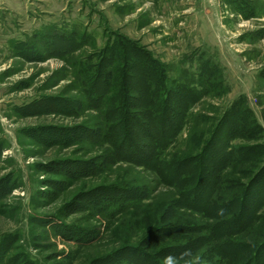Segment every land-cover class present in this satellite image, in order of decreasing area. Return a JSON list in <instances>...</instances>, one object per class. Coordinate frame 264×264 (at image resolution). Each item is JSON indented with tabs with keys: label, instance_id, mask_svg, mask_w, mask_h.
Listing matches in <instances>:
<instances>
[{
	"label": "rangeland",
	"instance_id": "rangeland-1",
	"mask_svg": "<svg viewBox=\"0 0 264 264\" xmlns=\"http://www.w3.org/2000/svg\"><path fill=\"white\" fill-rule=\"evenodd\" d=\"M71 39L76 43H64ZM118 41L167 64L169 83L198 85L199 64H217L220 92L192 111L215 119L243 96L264 133V0H0V184L14 185L0 197V242L18 240L41 264H104L110 257L124 264L131 248L151 251L147 232L201 224L180 210L157 219L175 189L142 167L104 165L108 146L86 136L100 121L95 110L77 109L88 99L80 74L112 48L119 52ZM134 186L147 198L115 213L111 225L92 209L104 187L129 195ZM57 228L99 233L78 246ZM186 235L166 237L176 245Z\"/></svg>",
	"mask_w": 264,
	"mask_h": 264
},
{
	"label": "trees",
	"instance_id": "trees-1",
	"mask_svg": "<svg viewBox=\"0 0 264 264\" xmlns=\"http://www.w3.org/2000/svg\"><path fill=\"white\" fill-rule=\"evenodd\" d=\"M244 6L248 8L247 2ZM48 37L54 41L53 34ZM64 43L71 46L76 41ZM118 43L119 52L112 48L97 66L87 65L80 74L88 99L77 101V109L95 110L100 121L86 129V136L94 144L108 146L104 165L122 162L142 167L162 185L175 189L170 208L157 219L180 210L201 223L147 232L151 251L131 248L124 264H164L168 256L181 264H264V133L246 98L239 96L215 119L194 113L200 100L220 92L222 74L217 64H199L198 85L175 84L172 79L169 83L167 64L132 41ZM21 49L25 52L26 46ZM118 53L122 61L116 64ZM208 119L212 124L205 127ZM13 187L11 181L1 183L0 197ZM104 188L102 199L92 200L91 207L109 224L115 213L130 205L142 206L147 198L138 186L129 195L124 189ZM89 232L75 228L57 234L81 246L99 233ZM178 234L187 235L173 245L168 237ZM17 241L0 242V264H41L21 252ZM104 264L122 263L110 257Z\"/></svg>",
	"mask_w": 264,
	"mask_h": 264
},
{
	"label": "clouds",
	"instance_id": "clouds-1",
	"mask_svg": "<svg viewBox=\"0 0 264 264\" xmlns=\"http://www.w3.org/2000/svg\"><path fill=\"white\" fill-rule=\"evenodd\" d=\"M164 264H175V258L172 256H168L165 258Z\"/></svg>",
	"mask_w": 264,
	"mask_h": 264
}]
</instances>
